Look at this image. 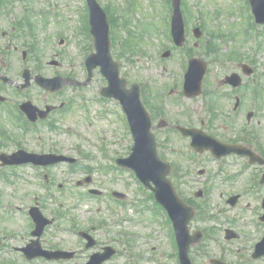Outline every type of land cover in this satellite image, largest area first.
I'll list each match as a JSON object with an SVG mask.
<instances>
[{"label": "rangeland", "instance_id": "1", "mask_svg": "<svg viewBox=\"0 0 264 264\" xmlns=\"http://www.w3.org/2000/svg\"><path fill=\"white\" fill-rule=\"evenodd\" d=\"M98 1L119 21V26L114 27L113 34L118 41L115 40L112 52L115 59L120 62L121 75L126 77L129 86L138 82L146 86V91L157 92L156 95L152 93V97L148 93V98H144V102L152 113L154 112L152 119L155 127L160 112L169 123L167 127L156 129L158 146L167 154L165 159L175 160L180 167L177 170L178 174L171 176L180 196L201 207L189 225L191 233L198 228L207 230L209 234L220 233L228 226V218L232 217L235 219L234 222L237 221L239 224L241 232L239 240H249L252 234L259 232L252 229L249 235L247 234L248 228L244 224L245 211L223 210L221 212L223 219L219 222L213 220L214 212H219L216 211L215 205L220 202L224 205L216 188H219V191H226L231 189L232 185L224 186L228 183H221V178L214 175L218 173L214 156L210 152L198 154L193 151L188 146V138H180L174 127L176 124L201 127V122L205 121L206 126L203 128L208 133L222 141L234 142L242 139L243 129L249 126L246 113L241 116L229 114L226 110L228 108L231 110L233 100L222 99L219 94L211 97L214 100L212 104L214 111L211 114L204 109L203 95L193 99H180L172 89L167 102L156 101L155 98L160 97V92L167 86L176 87L177 80L181 84L185 72L181 61H168L162 57L164 48L171 47L166 32L170 24L168 22L170 13L168 9L166 10L167 0ZM85 2V0H4V4L0 5V13L3 14V18L8 19V26L4 28H9L11 14L22 18L24 9L33 10L31 14L34 16L38 32L37 39L33 37L36 40L34 45L46 61L44 75H72L83 81L88 76L85 57L90 51L95 50L89 30L85 33L79 30L80 14L87 16L88 12ZM183 11L188 30L196 25L201 26L206 40H209L207 45L214 44L216 47V51L203 48V52L207 54L206 58L208 59V54L213 58L208 59L210 76L205 81L211 92L217 88V82L222 77L237 70L240 63L248 62L247 57L253 59L251 63L256 68L259 81L253 83L252 99L247 104L248 106L252 104L250 106L255 110L256 119L262 120V124L258 126L253 119L252 125L259 128L258 131L264 140V25L256 24L254 31L249 32V36L243 33L244 28H252L249 25L251 20L248 17L246 0H184ZM55 13L59 14L61 20L63 18L66 21L58 23V19L53 18ZM4 14H7V18ZM229 31H233V35H230ZM14 37L17 38L16 44L33 40L24 36ZM189 37L194 38L193 34ZM61 38L66 41L63 45H60ZM5 45L6 43L4 45L1 43L0 50ZM188 47L192 51H200L193 48L192 40ZM20 55V51L14 53L11 50V55L8 57L4 55L3 58L7 60V64L15 68L14 70H21L24 65L19 60ZM51 60L60 61V66L46 65ZM12 76L14 75L11 74ZM106 84V79L99 68H96L87 86H76V89L67 86L59 95H54L59 101L73 98L77 103L80 100L86 103L84 109L78 105L75 106V110L57 116L56 125L59 128L57 130L44 126L39 131L32 130L24 135L12 127L13 130L10 132L12 142L8 146H3V151L11 152L19 147L32 152L57 149L65 155L78 158L79 166L73 173L69 172L67 163H61L51 170L55 182V195H48L47 189L43 185L39 186V179L31 168L7 169L5 178H0V222L6 223L0 226L5 227L8 245L20 246L28 239L26 230L29 221L24 214L27 205L38 204L40 207L45 205L43 212L46 216L61 211L59 223L54 229H47L45 237L60 241L64 248L76 249L82 246L70 228L90 230V226L94 225L101 226L92 230L99 240L94 249L110 244L124 250L122 256L107 264H134L135 254L148 256L155 245L157 255H162L164 260L142 259L141 264H177L171 256L167 259L163 255L170 253L168 223L166 227L163 226L162 222L165 221L162 214H154L156 210L150 208L155 202L153 196L148 193L149 191L143 190L132 170L116 166L117 157L130 153L133 138L120 104L114 100L101 99V88ZM191 160L196 161L194 166L191 165ZM189 162L191 167L187 168ZM201 170H204L203 174H200ZM87 176H91L93 180L90 186L106 192L104 197L84 195V187L77 185V181ZM238 180L245 182L243 178ZM59 184H63L65 189L60 188ZM200 188L206 190L205 196L192 199L193 193ZM114 190L126 193L127 199L118 200L111 196ZM70 192L73 194L69 195ZM207 244L213 249L212 241L207 239ZM90 252L80 253L75 264L85 261ZM12 257L16 263L26 264L22 262L20 252L16 251Z\"/></svg>", "mask_w": 264, "mask_h": 264}, {"label": "flooded vegetation", "instance_id": "2", "mask_svg": "<svg viewBox=\"0 0 264 264\" xmlns=\"http://www.w3.org/2000/svg\"><path fill=\"white\" fill-rule=\"evenodd\" d=\"M2 4H4V0H0V5ZM23 11L24 14L21 16L22 18L17 17L15 14H11L9 28H4L8 26V19L3 18V14L0 13V44L2 43L4 45L6 43L5 47L0 50V154L5 152L2 150V147L8 146L12 142V136L10 135V132L13 130L12 127H14L16 131L26 135L30 132V128L39 131L44 126H54L57 121V116L62 115L63 111L69 109L70 111L72 109L75 110V106L77 107L78 105L81 109H84V106H86V103L83 100H80L79 103L73 98L59 101V99L54 96L59 95L67 86L59 91H50L44 89L38 83V78L36 76L44 75L43 59L40 55L36 54V49L31 41H23L20 44H16L17 38L14 37V35H17L18 37L24 36L29 38V35H31L32 30L34 29V25L29 20V10L24 9ZM4 16L7 18V14H4ZM12 43L15 44L12 45ZM199 47H202V45H199ZM11 50H13L14 53L21 52V59L23 63L26 64L21 70H14L15 68L10 64H7V60H4V55L7 57L10 56ZM238 67V71L241 72L239 65ZM11 74L14 76L11 77ZM25 74L30 77L26 78ZM57 75L59 74L44 76L53 77ZM63 77L69 78L71 81L76 79L72 75H63ZM242 77V83L239 87H232L229 84H221L220 82H217V88L215 87L216 89H214V92L216 96L219 94L222 99H227L229 101L233 100L235 107H233L231 111L229 108L226 110L229 114L233 116H241L246 113V116H248V112L253 113L251 121L247 120L249 126H246L245 128V139L229 142L234 144H244L246 147L260 155L263 163H261L260 160L257 162L253 161L254 159L250 156L231 155L220 159V171L214 175L221 178V183H228L227 185L223 184L224 186L231 184L232 188L227 189L226 191H219V188H216L219 199L224 205L220 204L221 202L215 205L216 211L219 212H214L212 218L216 222L221 221L223 219L221 214L223 210L226 212L245 211L244 224L245 227L248 228L247 234L249 235L252 229L259 233L252 234L249 237V240H239L241 237L239 224L237 221L234 222L235 219L229 217L227 220L228 226L220 231L221 235L216 231V233L209 234V232L204 229V240L190 250L192 264H198L197 261H199L200 264H214L215 259L219 260V264H264V140L258 131L259 128L252 125L254 123L253 119L254 121L256 120L258 126L262 124V120L256 119L255 110L251 108V103V106H248L247 104L248 101L252 99V81H255L256 78L248 75H243ZM68 86L76 89V85L74 84ZM205 90L210 91L206 86ZM173 91L175 95H178L179 97L182 95L180 89L176 88L173 89ZM164 92L165 91L163 90L162 93H160V97L155 98L156 101L163 100V102H167L170 93L162 96ZM153 94H157L156 90L153 91ZM183 96L184 95H182V97ZM211 97L209 96L206 99L204 98V100L202 99L204 109L209 114L214 111V107L212 106L214 100L211 99ZM29 102L34 107L36 106L41 110L46 109L48 106L53 107V109L50 111L46 119L41 118V112L37 110L38 119L36 121H31L27 113L24 111V105ZM201 125L205 128L206 122L202 121ZM13 151L14 150L8 153H12ZM13 167H29L37 177L40 176V171L45 170L44 167L28 164L4 166L0 162V173ZM239 178H243L245 182L243 183L238 180ZM51 182L52 179L48 178V183ZM59 187H62V185H59ZM235 195L238 196L237 204L235 203L232 205L230 200ZM2 224L5 225L6 223L0 222V225ZM0 230V262L13 264L12 257H10L12 251H6L5 240H7V235L5 233V227L0 226ZM232 233H236L237 237L229 239V236ZM44 236L45 235H43L42 240H40L42 250L55 251L60 249V241L45 240ZM30 239L31 236L29 235L28 239L23 241L21 247H28L32 241ZM207 239L213 242V249L207 244ZM80 241L83 242V239ZM168 245L170 249L169 255L171 256L173 252L174 255H176L177 249L175 242L173 240H168ZM103 247L104 246H101L99 249L101 250ZM153 249L155 250L156 246ZM71 250L73 249L71 248ZM81 250L82 248L73 250L76 251V258H78ZM120 255L121 252H118L115 257H119ZM169 255L167 254V257ZM20 258L22 259V262H25L26 264H69L62 260H48L44 256L28 260L24 252H20ZM142 258L146 259V257H143L141 254H137L136 264H141L140 260Z\"/></svg>", "mask_w": 264, "mask_h": 264}, {"label": "water", "instance_id": "3", "mask_svg": "<svg viewBox=\"0 0 264 264\" xmlns=\"http://www.w3.org/2000/svg\"><path fill=\"white\" fill-rule=\"evenodd\" d=\"M181 0H173V30L176 41L179 45L183 44L184 36V20L180 8ZM253 9L257 17V21L264 23V0H252ZM91 13V30L95 39L96 52H92L87 57V66L89 70V78L91 79L93 70L97 66H101L102 73L108 78L109 85L103 88V94L106 96H114L121 100L124 109L127 112L131 129L134 135L135 144L133 152L128 158L121 159L120 162L127 167L133 168L138 176L145 184L150 186L156 195L157 200L162 203L174 218L177 239L180 245V254L182 264H191L188 257V249L191 241V235L188 230V222L193 214L192 208L186 206L178 197L171 181L167 178L170 171L169 164L163 162L157 154L156 140L151 132V119L140 100L139 86L134 84L130 89L126 88V79L120 78L118 62L114 61L110 52L109 25L106 13L96 0H89ZM198 30V29H197ZM197 62L198 60H193ZM192 61V66L187 74L185 89L187 93L197 94L199 92L202 78L205 72V66L202 64L198 69ZM231 78V77H230ZM39 83L47 89L57 90L63 86L64 82L60 77L39 78ZM85 82L84 84H86ZM235 84V83H234ZM194 88L193 92L187 90V87ZM28 113L32 116V107L30 103L26 104ZM47 111L44 112L45 116ZM36 116H32L35 119ZM184 133L193 136V146L202 151L205 148H211L215 153L232 152L233 148L228 145H222L213 137L206 135L197 129L183 128ZM217 145V147H216ZM225 146L226 148H221ZM221 149H220V148ZM243 152L242 150H235ZM6 163H25L34 162L36 164H52L59 160L67 159L55 154H34L20 150L11 156H4ZM151 182L155 184L152 186ZM119 197H123L122 193H115ZM35 213V211H33ZM38 220L40 230L45 225V220L40 213L34 214ZM38 231L37 233H40ZM112 251L105 254H97L92 257L88 264H102V262L111 257ZM65 252L60 251L56 256L62 257Z\"/></svg>", "mask_w": 264, "mask_h": 264}]
</instances>
